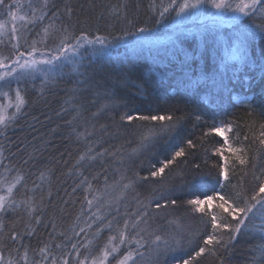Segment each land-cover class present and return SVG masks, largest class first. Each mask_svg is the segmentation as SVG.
Instances as JSON below:
<instances>
[{"label": "trees", "instance_id": "1", "mask_svg": "<svg viewBox=\"0 0 264 264\" xmlns=\"http://www.w3.org/2000/svg\"><path fill=\"white\" fill-rule=\"evenodd\" d=\"M7 2L17 11L13 25L17 31L2 36L0 52H8L15 44V58L32 52L54 56L64 27L69 34L88 40L106 37L107 44L101 49L99 44L85 43L76 56L78 72L68 64L45 80L42 73L24 69L0 81V104L6 106V116L15 113V107L7 105L15 104L17 89L26 101L14 120L0 125V178H24L14 189L20 207L3 217L0 254L24 253L21 241L13 243L9 236L13 228L23 233L28 221L35 226L36 216L41 223L35 226V233L23 237V243L30 245L28 255L40 260L41 255L33 250L47 244V256L67 259L77 249L71 245L86 240L99 251L110 235L109 221L121 230L125 220L131 224L144 211L148 212L143 218L148 232L169 241V250L159 254L148 244L146 250L154 256L152 264H182L200 247L210 249L212 246H205L203 240L212 234L213 213L196 212L187 201L218 197L219 193L231 202L239 196L250 197L264 183V144L260 143L264 140V36L257 32L250 38L244 60L232 59L241 46L237 42L250 27L264 24V16L221 12V18L230 24L209 25L200 33H178L182 23L177 9L169 7L171 0H49L42 20V0ZM183 2L176 0L177 5ZM230 2L235 6L241 0ZM206 6H200L202 11ZM164 7L169 11L160 16ZM21 15L24 20L18 19ZM8 16L7 8L0 9L1 22ZM205 21H194L195 27L201 28ZM141 27L146 30L139 32ZM147 37L152 41H145ZM106 102L111 111L93 117ZM125 113L133 117L173 116L172 122H151L157 128L176 123L177 118L179 122L171 132L140 148V134L146 130L140 125L149 122L121 121ZM217 127L227 130L226 137L213 130ZM86 130L92 135L78 138ZM189 140L194 148L188 147ZM89 147V155L104 153L102 162L98 157L97 161L77 164ZM180 148L185 156L177 157L160 177L151 178L150 173L163 167ZM237 157L246 163L240 164ZM136 173L149 179L124 189L127 180H121L122 174L135 179ZM222 173H227V180ZM112 186L118 196L114 205H100L97 199L88 205L85 197L96 198ZM173 199L175 206L170 203ZM24 200L36 209L31 217L20 203ZM157 202L167 207L157 209ZM215 212L218 219L227 215L219 208ZM254 223H261L259 214ZM97 229L103 230L97 234ZM135 231L131 227L126 230L132 235ZM216 235L228 237L227 232ZM258 242L256 235L242 231L224 254V264H248ZM192 264L219 262L205 252Z\"/></svg>", "mask_w": 264, "mask_h": 264}, {"label": "snow or ice", "instance_id": "2", "mask_svg": "<svg viewBox=\"0 0 264 264\" xmlns=\"http://www.w3.org/2000/svg\"><path fill=\"white\" fill-rule=\"evenodd\" d=\"M206 3H210L211 6L215 9H217L219 12H238L244 16H251L255 13H260L262 16H264V0H241V3L236 4L235 6L230 2V0H195V2H189V0H184L183 3L177 5L176 0H171L169 7H175L177 9L176 15L179 16L182 13H185L188 9H196L200 6H203ZM49 6V0H42V7H41V16L39 19H43L45 15H47V12L44 11ZM31 7V4L29 5ZM7 8L8 14L12 17L13 20L17 19L15 13L12 11L13 5L8 3L7 0H0V9ZM69 9V13H70ZM169 8L164 7L163 11L160 13V16H163L164 13L168 12ZM20 20H24L25 17L21 15L18 17ZM4 25L0 24V35L3 34ZM146 29L141 27L138 29L139 32H144ZM17 29L15 26L12 28V33L15 35ZM60 31L63 33V36L61 38L60 46L56 50V55L50 56L46 59L41 60H30L25 61L23 64H20L19 60L14 61V63L18 64L21 69L30 70L31 73L40 72L45 76V80L48 79L49 75H53L57 71H62L63 68L68 64H73L75 57L79 54V49L85 46V43L89 45L99 44L101 45V49L106 46L107 44V38L97 36L95 40H88L86 36H73L68 33V29L66 27L60 29ZM259 32L262 36H264V24L255 25L254 27H250L246 34H243V38L240 41V48L237 50V53H234L232 56V59H240L244 60L246 58V46L250 41V38H254L256 33ZM44 35L47 37L49 35L48 29H44ZM71 40H75V43H71ZM15 47V46H14ZM100 49H94V52H98ZM21 56H23V53H20ZM58 62V63H57ZM37 65H45L46 67L43 68H37ZM14 71V70H13ZM72 71L78 72L79 69L77 66H73ZM4 77L0 76V80H3ZM4 95H7L5 93ZM26 103L25 97L21 94L20 90L17 89L15 92V104H9L7 107H15V113L11 114L10 116L5 115V105L0 104V125H5L6 120H14L16 113H19ZM112 106L109 103H103L101 104L97 111L94 112L92 115L93 117H99L103 114H106L111 111ZM133 119L139 120L141 122H149L147 126L141 124V128H146L145 131L141 132L140 134V148H147L150 144L154 143L157 136H160L161 134H165L168 132H171L174 127L176 126V123L179 122V118H177L176 123H169L167 125L161 124L159 128H157L155 125H153L151 122H163V121H173L172 115H153V114H147V115H139L133 117L132 115H129L128 113H125L120 116L121 121H127L128 123H131ZM199 120V117H197ZM106 129V126H102ZM217 134H221L223 132L222 128H215L213 129ZM231 130V129H229ZM264 135V132L261 133ZM83 135H92L91 132H88L87 130L85 133L78 134V138ZM261 144H264V140L260 141ZM187 145L189 148H194L195 145L192 143L191 140L187 141ZM92 152V148L89 147L87 152L81 154L77 160V164H80L81 162L88 161H97V158H100V161L102 162L104 153L103 152H97L95 155H89V153ZM135 152V150H134ZM2 155V153H0ZM113 156H115V153H112ZM185 156V150L183 148H180L178 151L174 153L171 159L166 160L164 162L163 167L157 168L155 171H152L150 173L151 178L155 179L156 177H160L161 174L164 172L165 168L168 167L169 164H172L175 162L177 157H183ZM240 164L246 163V161L240 157H237ZM2 163V161H0ZM27 163V161H25ZM121 163H123V160H121ZM198 168L199 165H196ZM223 178L225 180L228 179L227 173H222ZM44 177V174L41 173V178ZM96 177H94L95 179ZM23 176L17 175L16 179L11 182L10 184L6 185V194L0 195V232L4 230V224H3V217L4 215L9 211H15L17 208L20 207V204H18L14 198V189L17 188V185L23 180ZM87 178H85L86 180ZM127 180V182L123 183L122 187L124 189H133L134 185L140 181V180H148V176H140L139 173L135 174V179L127 178L126 175L122 174L121 180ZM105 182L107 183V177L105 176ZM81 183H84L82 181ZM5 187L4 182L0 181V191L3 190ZM89 187L91 185L89 184ZM223 187V185H221ZM75 191V189H73ZM264 193V183H261L258 187V191H256L254 194H252L250 197L248 196H239L237 200H233L230 202L228 198L225 197L223 194H217L219 198V205L218 208L221 209L222 213H226V216H223L218 219L216 214H212L210 216V225L212 229V234L208 235L204 240L203 244L205 246H212L210 249L206 247H200L198 251L195 252V255L191 257V259H184L182 261V264H192L193 260H196L197 258L201 257L205 254V252H210V254L218 260L219 264H224V254L227 253L229 250L230 244L237 238L238 235L242 233V231H247L249 233H252L256 235L259 238V242L254 246L252 249V255L249 257L248 264H264V197L261 196V194ZM214 197H207L206 200L201 199H190L187 201L188 205L193 206L194 211L196 212H204V209L201 207L202 204L210 202ZM87 203L89 206L93 204V200L96 199L93 197V199H87ZM20 203H23L26 206V211L29 215V217L32 216V213L35 212V208L32 206V204L27 201H21ZM170 203L175 206L177 204L176 200H171ZM156 208L159 209L161 207H167V204L162 205L161 203H156ZM205 215H208L207 213H204ZM259 214V218L261 223L259 225H256L254 223V220L257 218V215ZM148 216V212L144 211L140 214V218L136 219L129 224L128 220H125L123 223V228L117 233V235H109L108 242L105 244L104 248L101 250L102 255L95 256L92 259V264H105V262L108 260L109 256H114V254L120 253V245H123L125 243L128 244H135L136 247L129 248V250L125 253H120L119 256H114V259L116 260V264H136L135 257L140 256L143 257L144 253L141 252L139 249L145 247L147 244H151L155 247V250L159 254L161 251H167L169 250V241L165 239L163 236L157 234V233H149L151 239L145 240L144 237L141 235V233H145L148 231L147 220L143 219L144 217ZM229 217L231 219H229ZM99 219V217H97ZM235 221V223H232ZM247 222V223H246ZM41 223V219L39 216H36L34 218V224L35 226H38ZM145 225V227H141V224ZM33 226L32 221H28L25 224V231L23 233L16 232L15 228H13L9 239L15 243L18 240L21 241L20 247L24 249L23 256L21 257L25 264H44L45 260H47V252L49 249V245L45 244L43 247H40L39 249L33 250L35 252H38L41 255L40 260H32L29 262L28 259V250L30 248V245H26L23 243V237L25 235L31 236L35 233L36 227ZM107 227L111 229L112 223L111 221L108 222ZM131 227L132 229H135V235H132L130 233H127L126 230ZM53 229H55V225H53ZM103 229H97V234L101 232ZM81 232L84 231L83 228L80 229ZM218 231L221 232H227L228 237L227 239H224L222 236L216 235ZM63 235V233H61ZM118 239V243L113 246L112 242L114 240ZM92 241L89 240L88 244H91ZM177 244H179V241H176ZM0 245H3V238L0 237ZM72 248H77L76 244L71 245ZM163 246V247H162ZM57 248L61 247V245L57 244ZM15 251L19 252V249H14ZM85 260L88 259V257L84 258ZM4 256L0 254V264H3ZM7 264H18V261L9 260ZM50 264H58L57 259L55 257L52 258ZM62 264H69V261L67 259H64L62 261ZM78 264H84V261L81 260L78 262Z\"/></svg>", "mask_w": 264, "mask_h": 264}, {"label": "rangeland", "instance_id": "3", "mask_svg": "<svg viewBox=\"0 0 264 264\" xmlns=\"http://www.w3.org/2000/svg\"><path fill=\"white\" fill-rule=\"evenodd\" d=\"M189 2H195V0H189ZM201 11V12H200ZM17 17V11H13ZM201 15L202 18H204L205 23H203V25H199V27L201 28H196L195 24L196 22L198 24L201 23V17H199ZM217 18L219 20L214 21L213 19ZM235 19V18H234ZM16 19L13 20L12 17L9 15L5 21L1 22L0 24L4 25V29H3V34L0 35V40L2 38L3 35H5L6 33H9L10 31H12L13 25L15 23ZM178 21H180L182 24L179 26V28L177 29L178 33H191V32H195V33H200L201 30L203 28H206L209 25H213V26H217L218 24H230L231 22L222 19L221 18V12H219L217 9L213 8L211 6L210 3H207V6L205 8V10L202 11V7H198L196 9H188L186 10L185 13H182L181 15H179L178 17ZM196 21V22H194ZM200 21V22H199ZM203 21V20H202ZM216 23H213V22ZM221 25V26H222ZM176 33V32H175ZM155 38V37H152ZM161 38H165V36L161 37ZM148 40L145 41H152L150 38H146ZM238 45H240V42H237ZM15 44H13V47L11 50H9L8 52H0V76H3L4 79L8 78L12 73H16L18 71H22L24 69H21L19 67L18 64L14 63V61L19 60L20 64H23L25 61H30V60H41V59H46L49 58L50 56L48 55H39V54H35V53H26L23 56H19V57H14V50H15ZM72 67L75 65L77 66V57L75 58L73 64H69ZM37 65L36 67L38 68ZM14 70V71H13ZM3 79V80H4ZM0 80V81H3ZM223 129V132L221 133V135L223 137H226V133L227 130L224 129L223 127H220ZM0 181L4 182L5 187L3 188L2 191H0V195H3L6 193V185L10 184L11 182H13L11 179L4 181L2 178H0ZM113 186L111 188H109L108 190H105V193H101L99 195L96 196V199L99 201L100 205L106 203L109 206L114 205V203L118 200V196L116 197V194L113 193ZM201 200H206L205 199H201ZM220 201L218 197H214L210 202L204 203L201 205V207L204 210H208L212 213H216L215 211H218V205H219ZM108 208V207H107ZM111 208V207H110ZM109 209V208H108ZM120 231V229H118L117 227L112 226L111 229L109 230L110 235H117V233ZM135 235V232L134 234ZM141 235L144 237L145 240L149 239V232H145V233H141ZM118 239L119 237H117V240H114L112 242L113 246H115L118 243ZM89 240H86V242L84 241L83 243L80 242V244H77V249L71 254V257L67 258V260L69 261V264H78L79 261L83 260L84 264H92V259L95 256H100L102 255V249L104 248L105 244H107L108 242V238L105 240V243L100 247L99 251L98 248H96V246L91 243L88 244ZM136 245L135 244H128L125 243L123 245H120V253H125L129 250V248H135ZM148 247V244L143 247L140 248L139 250L141 252L144 253L143 257L137 256L135 257L136 260V264H152L151 262L153 261L154 256L151 255V253L149 251L146 250V248ZM120 253L114 254V256H119ZM23 256V254L21 256H4V261L3 264H7V262L9 260H14V261H18V264H25L24 260L21 258ZM114 256H109L108 260L105 262V264H116V260L114 259ZM85 257H88V259H84ZM28 259L29 262L32 261L31 256L28 255ZM38 260V259H36ZM51 257L47 256V260H45L44 264H50L51 262ZM63 257H59V259H57L58 264H62L63 261ZM129 264H131V262H129Z\"/></svg>", "mask_w": 264, "mask_h": 264}]
</instances>
